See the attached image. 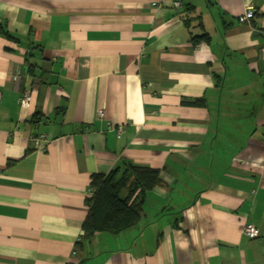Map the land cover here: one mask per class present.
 Wrapping results in <instances>:
<instances>
[{
    "label": "crops",
    "instance_id": "crops-1",
    "mask_svg": "<svg viewBox=\"0 0 264 264\" xmlns=\"http://www.w3.org/2000/svg\"><path fill=\"white\" fill-rule=\"evenodd\" d=\"M173 1L0 0V264H264V0ZM123 164L162 184L84 237Z\"/></svg>",
    "mask_w": 264,
    "mask_h": 264
},
{
    "label": "trees",
    "instance_id": "trees-1",
    "mask_svg": "<svg viewBox=\"0 0 264 264\" xmlns=\"http://www.w3.org/2000/svg\"><path fill=\"white\" fill-rule=\"evenodd\" d=\"M1 34L14 40L7 32ZM161 184L157 170L132 164L116 167L105 176H92L93 195L87 199L89 211L82 226L84 237L94 232L116 234L130 228L142 211L146 192Z\"/></svg>",
    "mask_w": 264,
    "mask_h": 264
},
{
    "label": "built area",
    "instance_id": "built-area-1",
    "mask_svg": "<svg viewBox=\"0 0 264 264\" xmlns=\"http://www.w3.org/2000/svg\"><path fill=\"white\" fill-rule=\"evenodd\" d=\"M163 1L164 0H151L150 5L153 8H158V7H161L162 6ZM181 6H182V3L179 0H174L172 2V7L174 9H176V10L179 9V8H181ZM253 15H254V7L253 6H248V7L245 8V11H244L243 15H241L239 17V22L240 23H245V22L247 23V22H249L252 19ZM30 101H31V95H30L29 92L24 93L23 96H21L18 99V103L21 106H27L30 103ZM98 115H99V117L101 119L104 118L103 111H99L98 112ZM116 132L118 134H121L122 133V126H118L116 128ZM37 140L42 142L43 137L42 136H39L37 138ZM92 195H93V190L90 189L88 191V198H91ZM243 233H244L245 236H247L248 238H252V239L257 236V230H256V228L254 226H251V225L245 226L243 228Z\"/></svg>",
    "mask_w": 264,
    "mask_h": 264
}]
</instances>
